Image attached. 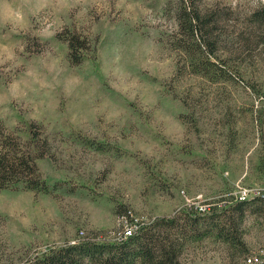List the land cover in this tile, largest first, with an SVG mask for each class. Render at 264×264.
<instances>
[{"label": "rangeland", "instance_id": "1", "mask_svg": "<svg viewBox=\"0 0 264 264\" xmlns=\"http://www.w3.org/2000/svg\"><path fill=\"white\" fill-rule=\"evenodd\" d=\"M179 2L0 0V126L48 152L36 160L45 192L0 189V264L112 244L241 196L264 207V27L252 17L264 0H194L224 32L214 55L195 48L188 67L176 50ZM68 35L86 41L80 63ZM263 207L244 213V248L213 234L184 243L177 264L264 263Z\"/></svg>", "mask_w": 264, "mask_h": 264}, {"label": "trees", "instance_id": "2", "mask_svg": "<svg viewBox=\"0 0 264 264\" xmlns=\"http://www.w3.org/2000/svg\"><path fill=\"white\" fill-rule=\"evenodd\" d=\"M193 2L194 0H180L176 7V50L183 55L187 67L196 54L195 48L202 47V55H214L219 49L218 44L223 42L220 38L224 32L221 31L223 26H217L220 25L221 15L209 11L200 12ZM252 17L259 18L258 24L262 29L264 7L254 12ZM233 33L236 34L234 45H239L236 50H247L240 44L242 35L235 30ZM64 40L71 60L75 64L80 63L83 52L87 49L85 39L68 35ZM29 135L34 139L38 134L31 127ZM38 142L40 141L37 140L33 146L29 142L23 144L13 132L0 126V189L22 186L26 190L45 192V182L40 179L36 160L48 155V152L38 151ZM42 142L46 144V140L43 139ZM259 205L262 204L258 199L252 202L239 200L219 213L214 212L216 207L210 208V214L184 211L171 218L154 219L133 230L129 237L122 236L118 242L108 244L80 241L43 253L27 264H177L184 243L188 240L200 241L213 234L224 243L244 248L240 226L244 213L249 207L260 210L263 206ZM252 255L256 254L246 255L242 264Z\"/></svg>", "mask_w": 264, "mask_h": 264}, {"label": "built area", "instance_id": "3", "mask_svg": "<svg viewBox=\"0 0 264 264\" xmlns=\"http://www.w3.org/2000/svg\"><path fill=\"white\" fill-rule=\"evenodd\" d=\"M240 201H246V196H241L240 197ZM132 232H133V230H126L125 235H124V238L129 237L132 234ZM262 261L263 260L261 259L260 256H258V255H252V256H249L245 260L244 264H264Z\"/></svg>", "mask_w": 264, "mask_h": 264}, {"label": "clouds", "instance_id": "4", "mask_svg": "<svg viewBox=\"0 0 264 264\" xmlns=\"http://www.w3.org/2000/svg\"><path fill=\"white\" fill-rule=\"evenodd\" d=\"M11 16H12V18H13L14 20H16V21H19V20H22V19H23L22 14H21L20 12H18V11H14V12H12V13H11Z\"/></svg>", "mask_w": 264, "mask_h": 264}]
</instances>
